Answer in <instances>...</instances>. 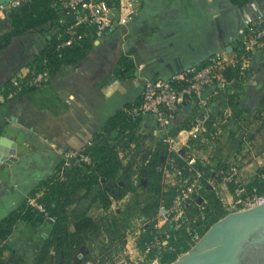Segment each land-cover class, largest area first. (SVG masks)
Returning a JSON list of instances; mask_svg holds the SVG:
<instances>
[{
  "label": "crops",
  "instance_id": "obj_1",
  "mask_svg": "<svg viewBox=\"0 0 264 264\" xmlns=\"http://www.w3.org/2000/svg\"><path fill=\"white\" fill-rule=\"evenodd\" d=\"M55 11L60 15L58 9ZM263 13L264 0H247L241 6L234 5L231 0H141L139 14L126 26L98 39L87 36L84 39L90 41V46L82 59L74 64H61L46 85L19 96H15L19 91L10 94L6 88L8 80L28 73L34 56L48 45L57 27L46 24L43 33L14 36L9 45L0 50V137L7 134L16 144L12 160L0 163V221L25 208L29 195L55 179L63 153L81 149L90 140L114 138L117 127H108L109 120L118 113L125 116V109L139 102L145 81L166 79L188 66L203 65L213 53L224 52L230 58L231 51L240 45L245 25ZM9 16L0 18V35L13 28ZM121 58L129 60V71H120ZM234 70L227 67L223 71V86L217 84L204 91L202 97L207 98L206 107L202 108L195 98L185 101L189 107L182 120L186 128L175 136L169 131L172 124L164 133L156 131L152 117L138 118L133 134L142 127L141 138L153 150L152 154L161 157L162 162L156 164L157 170H161L160 205L168 200L173 181L172 175L162 170L163 156L169 147L162 135L168 136L181 150L189 143L188 129L196 119L206 130L196 143V158L205 174L210 175L213 169L237 167L235 179L225 182L217 179L214 184L203 181L204 193L212 191L219 199L218 192L228 205H237L240 198L256 194L252 183L264 167V145H260L264 140V108L255 104L264 93V48L253 57L249 68L241 72L240 79L230 75ZM244 107H248L247 110ZM136 138L129 146L137 143ZM117 156L121 168L114 179H124V171H128L134 192H127L119 200L109 196L111 203L104 210L98 201H91L95 190L83 196L81 188L71 196L70 204L64 206L69 233L74 232L73 217L82 213L94 221L114 219L117 233H88L72 256H68L71 248L54 242L46 256L40 259L54 219L35 225L17 219L9 234L0 239V264H62L65 261L81 264L85 257H91L86 264H150L153 253H146L139 244L141 235L145 231L149 233L150 222L125 230L127 226L122 216L109 217L111 210L118 213L115 206L129 195L139 200L141 195L137 194L143 189L144 196L150 197L145 188L144 167L133 169L126 165L122 154ZM262 179L264 181V177ZM100 183H104V179L101 178ZM202 198L206 203L205 197ZM58 200L63 201L62 198ZM146 202L140 201L138 206V214L144 220L148 217L141 209ZM221 205L226 214L222 202ZM186 216L195 222L201 233L205 227L204 217L200 218L193 208L186 211ZM185 238L179 234L175 250L163 253L161 258L173 255L176 260L191 249Z\"/></svg>",
  "mask_w": 264,
  "mask_h": 264
},
{
  "label": "built area",
  "instance_id": "obj_2",
  "mask_svg": "<svg viewBox=\"0 0 264 264\" xmlns=\"http://www.w3.org/2000/svg\"><path fill=\"white\" fill-rule=\"evenodd\" d=\"M29 0H12L0 4V18H5L7 13L20 7ZM114 4H109L112 2ZM51 0V6L60 11V17L64 22L63 28H57L54 33V51L60 56L62 52L81 42L91 35L98 39L105 33L126 26L132 18L139 14L141 0ZM264 47V13L248 22L245 25L240 45L230 58L224 52H217L210 55L203 65H191L182 71L171 75L166 79H152L145 81L138 103L125 109V117L130 121H136L141 116H150L155 120L156 131H163L171 125L172 119L179 113L183 103L195 98L198 104L204 108L207 106V98L202 97L204 91L210 86L224 85L223 71L227 67L238 68L240 72L246 71L253 57ZM27 85L43 87L49 80V72L45 67L36 70L30 68L26 72L10 79L13 91L10 94L21 90V81L27 75ZM136 132L139 136L137 143L119 141L115 143L113 138L107 139V143L115 145L117 155H121L125 160L133 163L129 164L133 169L144 167L148 163H153L151 159L152 151L147 148L145 141L141 138L142 127ZM189 143L183 147V152L179 154L168 136L163 137V141L169 145L163 156V173L172 175L170 194L168 200L162 203L150 222L149 239L144 243V251L152 252L153 259L150 264H161V256L165 252H173L176 246V239L179 234L186 238V244L192 248L201 238L197 226L186 216V211L190 208L197 210L200 218L204 217L205 201L199 195L203 187V181L207 180L214 184L217 179L225 182L235 179L237 167L210 170V175H206L201 169L202 164L195 156V144L201 140L206 132L202 122L196 119L189 127ZM215 136V133L213 134ZM191 141V143H190ZM97 142V141H96ZM104 142V141H103ZM102 142V143H103ZM94 141H88L84 147L78 150H71L62 154L61 169L65 171L72 166H87L92 168L94 158L90 149ZM129 146V147H128ZM126 147L129 150L126 151ZM142 155L141 159L139 156ZM177 159L181 160L179 164ZM57 181H63L62 173L55 175ZM53 182V181H52ZM45 193V188H40L29 195L25 201V206L40 214L43 219H50L49 213L41 201ZM220 194V193H218ZM221 201V198H219ZM264 202V194L251 195L238 200L237 205L225 207L228 212L240 211L260 205Z\"/></svg>",
  "mask_w": 264,
  "mask_h": 264
},
{
  "label": "trees",
  "instance_id": "obj_3",
  "mask_svg": "<svg viewBox=\"0 0 264 264\" xmlns=\"http://www.w3.org/2000/svg\"><path fill=\"white\" fill-rule=\"evenodd\" d=\"M231 1L234 5L241 6L247 0ZM109 4L112 5V2ZM9 15V19L13 28L10 32L0 35V50L6 48L14 36L34 32L43 33L45 31L44 26L46 24L55 25L59 29H62L64 25V22L60 21L62 20L60 15L57 14V11L51 7V0H29L20 7L13 9ZM54 42V37H50L48 45L34 56L32 62L29 65V67H35L36 70H41L45 67L48 69L49 78L61 64H74L78 60L82 59L90 46V41L84 39L81 43L79 42L74 46L65 49L59 56L54 51ZM119 65L121 72L129 71V68H131L130 62L126 58H121V60H119ZM227 73L229 74L230 72ZM241 74L243 73H241L238 68H235V70L230 73V75L234 76L236 79H240L242 77ZM29 76L30 75L28 74L22 79L21 90L17 92L15 96H19L28 90L38 88L36 86L26 84V80ZM6 88L12 91L14 90L10 80H8ZM230 103L232 104V102ZM255 104L261 108H264V93L259 97V99L255 100ZM247 108L244 107L243 109L247 110ZM138 121L139 119L134 122L130 121L120 113L114 115L109 120L108 127H111L112 129L113 127H117V132L113 138L115 143L119 141L130 143L136 137V140L139 139V136L133 134V131H135L137 128L136 126ZM183 122L184 121L179 122L177 125L170 127L169 131L172 136H175L180 130L186 128ZM158 147L160 148L161 146ZM90 152L94 158V165L92 168H88L87 166H72L63 171L60 166L56 174L62 173L64 180H53V182L51 181L50 183L48 182L44 184L45 193L41 201L44 203L45 208L49 213V217L53 218L54 222L51 224L49 236L47 239H45L43 244L41 254L39 256L40 259H43L46 256L48 248L54 242H56L58 245L64 244L68 248H71L72 250L68 252V256H72L77 246L84 242V239L88 233H92L94 235H98L101 232H104L107 235H113L117 233V229L115 227L116 222L114 219H111L110 221H107L106 219L94 221L92 218L88 217L86 213H82L73 217L74 232H68V220L64 213V206L70 204L71 196L74 195L78 189H84L83 196H88L92 190H95L96 193L91 201H98L101 205V208L104 210H106L111 203L109 196H111L112 199L119 200L127 192L135 191V189L131 186L129 178L127 177L129 176L128 171H124V174H126L124 179H114V175L117 173L119 168H121V163L115 151L114 144L107 143V141L103 143L97 141L91 147ZM151 159L153 160V163H148L145 165L144 171L147 178L145 188L149 190V195L152 198L158 197V195L161 193V170H157L156 167V164L161 161V157L152 154ZM177 162L179 164L181 163L179 159H177ZM257 175L258 176L253 181L252 186L256 190L255 195H261L264 194V181L262 179V177H264V167L257 173ZM54 178L55 176L53 179ZM101 178L104 179V183H100ZM105 185L109 186L103 189L102 187ZM201 193V196H204L206 199L203 220L205 227L201 230V235H203L210 225L215 223L226 214L223 211L221 202L216 197L215 193L212 191L204 193L203 189ZM58 198H62L63 201H59ZM141 211L144 215L151 216L157 212V208L154 202L147 203L142 207ZM17 219L27 221L31 225H35L37 223L47 224L48 222V220L43 219L42 216L36 213L34 210H31L27 207L21 208L20 210L14 211L7 218L0 221V239L5 238L6 235L9 234L12 224ZM148 239L149 233L145 231L139 240L141 248H144V243ZM88 260H91V257H85L81 264H86ZM174 260L175 257L173 255H163L161 258V263L169 264ZM62 264H69V262L65 261Z\"/></svg>",
  "mask_w": 264,
  "mask_h": 264
},
{
  "label": "water",
  "instance_id": "obj_4",
  "mask_svg": "<svg viewBox=\"0 0 264 264\" xmlns=\"http://www.w3.org/2000/svg\"><path fill=\"white\" fill-rule=\"evenodd\" d=\"M8 1L12 0H0V4ZM186 104L183 103L172 119V125H177L188 114ZM12 138L7 134L0 137V163L12 160L16 146ZM182 152L183 149L179 154ZM249 239L252 243H264V202L249 209L227 213L210 225L191 249L170 264H239L238 254Z\"/></svg>",
  "mask_w": 264,
  "mask_h": 264
},
{
  "label": "rangeland",
  "instance_id": "obj_5",
  "mask_svg": "<svg viewBox=\"0 0 264 264\" xmlns=\"http://www.w3.org/2000/svg\"><path fill=\"white\" fill-rule=\"evenodd\" d=\"M250 94L252 95L253 93L251 92ZM260 118H261V116H260ZM107 139H109V138H107ZM107 139H105V140L100 139L99 141L100 142H103V141L105 142ZM260 145H264V140H261L260 141ZM196 146L197 145L195 144V150H196ZM147 148H149V147L147 146ZM194 154L196 156V151H195ZM141 157H142V155L139 156V159H141ZM129 164H133V163L127 161L126 165H129ZM135 169L136 170H139L140 168H138V166H136ZM108 186L109 185H107V187ZM145 193L146 192L143 191V189H142V191L141 190L139 191V194H137L139 196L141 195V198H139V200H138V198H133L132 195H129L126 198L122 199L123 201H120V205H116L115 206L116 209L114 208L115 211L116 210L118 211V213L115 214L114 211L111 210L110 211V214H109V217H111V215L113 217H114V215H115V217L122 216L124 225L127 226L126 228H124L125 230H127V229L131 230L132 228L135 229L137 226L138 227H141L143 223H146L145 221L151 222L150 219L151 218L153 219L156 213L153 214V215H151V216H146L145 215L146 217H148V220L142 219L141 216L138 214V208H139L138 206L140 204V201L142 203L147 201L146 204L147 203H153L154 202V204L156 205V208L157 209L160 206V202H158V200H159L158 197H152V198L151 197L149 198L148 196L145 197L144 196ZM217 195H218L219 198H221L222 204L226 208H229L225 197L222 194H218V192H217ZM143 197H145V198H143ZM146 204H144V205H146ZM230 205H232V204H230ZM227 213H229V211L228 212L226 211V214ZM106 215H108V214H106ZM136 215H138V216H136ZM201 237H202V235H201ZM121 258H124L123 255H122ZM238 262H239V264H264V244L258 243V242L257 243H252L251 239L247 240L244 243L242 249L240 250V252L238 254ZM98 264H102V263H98Z\"/></svg>",
  "mask_w": 264,
  "mask_h": 264
},
{
  "label": "flooded vegetation",
  "instance_id": "obj_6",
  "mask_svg": "<svg viewBox=\"0 0 264 264\" xmlns=\"http://www.w3.org/2000/svg\"><path fill=\"white\" fill-rule=\"evenodd\" d=\"M262 244H264V243H262Z\"/></svg>",
  "mask_w": 264,
  "mask_h": 264
}]
</instances>
